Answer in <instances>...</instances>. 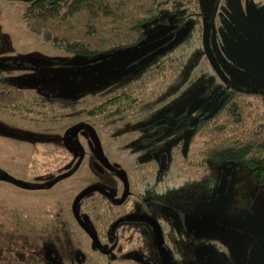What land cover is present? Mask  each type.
Wrapping results in <instances>:
<instances>
[{"label": "rangeland", "instance_id": "374dc122", "mask_svg": "<svg viewBox=\"0 0 264 264\" xmlns=\"http://www.w3.org/2000/svg\"><path fill=\"white\" fill-rule=\"evenodd\" d=\"M28 1L0 0V68L24 91L20 105L0 108V264H264V175L189 164L197 136L186 155L172 148L226 83L264 87V32L257 68L247 56L249 0H197L182 22L192 3L170 12L160 0L146 40L102 56L30 30ZM122 90L104 108L120 113L88 112ZM247 99L262 108L260 96Z\"/></svg>", "mask_w": 264, "mask_h": 264}, {"label": "trees", "instance_id": "16d2710c", "mask_svg": "<svg viewBox=\"0 0 264 264\" xmlns=\"http://www.w3.org/2000/svg\"><path fill=\"white\" fill-rule=\"evenodd\" d=\"M159 1L29 0L22 17L30 30L56 47L81 55L102 56L118 49L134 48L146 40L144 23L152 19L158 21L162 12ZM164 1L170 12L181 8L183 4V0ZM190 2L191 7L179 12L178 22L194 12L197 0H187V3ZM122 91L96 103L88 112L100 113L101 117L120 113L124 109L120 104L108 112H104V108L118 101L121 94L129 95L126 90ZM252 94L262 99L261 109H251L247 96ZM23 99L24 91L0 68V108H14ZM187 126L189 132L186 144L182 147L175 143L172 148L177 145L186 155L191 140L197 136L200 148L196 151L195 159H187L189 164L205 167L210 162L227 163L242 169L252 179L258 180L264 175V90L227 83L218 103L197 113L195 120ZM212 179L208 177L206 184L213 183ZM100 196L105 198L111 219L110 206L113 200L104 194ZM122 219L128 217L115 218L114 223H122ZM126 226L124 223L122 229ZM154 245L157 249L156 243ZM157 251L162 254L161 248L158 247Z\"/></svg>", "mask_w": 264, "mask_h": 264}, {"label": "flooded vegetation", "instance_id": "af4514ba", "mask_svg": "<svg viewBox=\"0 0 264 264\" xmlns=\"http://www.w3.org/2000/svg\"><path fill=\"white\" fill-rule=\"evenodd\" d=\"M241 2H243V3H241ZM245 2H246V0H239V3L242 7L244 6ZM246 7L250 8V10H251L250 11L251 14H249L250 15L249 18H251V20H250V23L248 26L249 29H247V33L250 37L247 56H248V60H249V67L252 70L253 68L256 67L255 65H256V63H258V59L261 56L260 53L258 54V48H256V46L258 43H260V41H262L261 32L262 33L264 32V19H263V17L261 18V20H263V23H262V21L260 20V13H259L260 7H259L258 0H249L247 2ZM259 22H261V23H259ZM243 29L246 30L245 27H243ZM254 36H255V39H253ZM263 90H264V87L261 89V91H263ZM252 95H254V94H252ZM159 156L157 158L158 159V166H159ZM163 169H160V170H163Z\"/></svg>", "mask_w": 264, "mask_h": 264}, {"label": "water", "instance_id": "95a60500", "mask_svg": "<svg viewBox=\"0 0 264 264\" xmlns=\"http://www.w3.org/2000/svg\"><path fill=\"white\" fill-rule=\"evenodd\" d=\"M166 166V154L163 152L159 156V169H163Z\"/></svg>", "mask_w": 264, "mask_h": 264}]
</instances>
